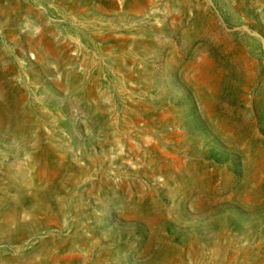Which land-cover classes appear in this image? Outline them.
I'll list each match as a JSON object with an SVG mask.
<instances>
[{
	"label": "rangeland",
	"instance_id": "rangeland-1",
	"mask_svg": "<svg viewBox=\"0 0 264 264\" xmlns=\"http://www.w3.org/2000/svg\"><path fill=\"white\" fill-rule=\"evenodd\" d=\"M0 264H264V0H0Z\"/></svg>",
	"mask_w": 264,
	"mask_h": 264
}]
</instances>
